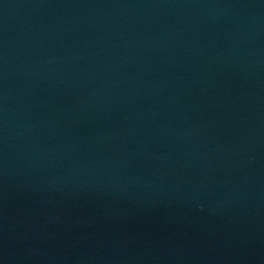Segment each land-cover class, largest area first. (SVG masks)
Listing matches in <instances>:
<instances>
[{
  "label": "water",
  "instance_id": "obj_1",
  "mask_svg": "<svg viewBox=\"0 0 264 264\" xmlns=\"http://www.w3.org/2000/svg\"><path fill=\"white\" fill-rule=\"evenodd\" d=\"M0 264H264V0H0Z\"/></svg>",
  "mask_w": 264,
  "mask_h": 264
}]
</instances>
